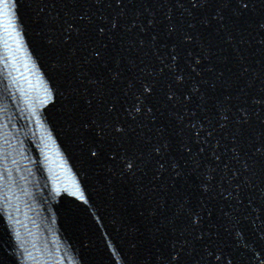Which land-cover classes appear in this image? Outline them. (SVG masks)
Returning <instances> with one entry per match:
<instances>
[{"label": "water", "instance_id": "95a60500", "mask_svg": "<svg viewBox=\"0 0 264 264\" xmlns=\"http://www.w3.org/2000/svg\"><path fill=\"white\" fill-rule=\"evenodd\" d=\"M0 264H264V0H0Z\"/></svg>", "mask_w": 264, "mask_h": 264}]
</instances>
